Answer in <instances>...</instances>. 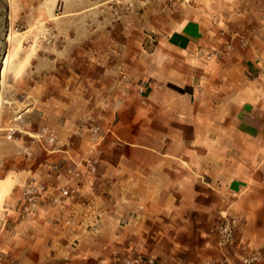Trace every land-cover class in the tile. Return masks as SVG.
<instances>
[{
    "label": "rangeland",
    "instance_id": "374dc122",
    "mask_svg": "<svg viewBox=\"0 0 264 264\" xmlns=\"http://www.w3.org/2000/svg\"><path fill=\"white\" fill-rule=\"evenodd\" d=\"M211 2L0 0V264H118L137 254L159 264L157 252L108 253L105 245L97 251L90 230L84 243L75 238L69 246L52 222L32 218L41 215L48 198L58 203L54 210L64 213L68 207L70 215L137 214L133 198L145 190L129 181L124 187L118 172L115 187L101 188L108 179L101 163L105 140L120 110L132 117L144 104L147 74L168 33L188 17L211 10ZM254 70L264 85V61ZM231 111L227 108L228 116ZM89 156L94 169L87 164ZM128 163L127 172L134 162ZM236 169L245 178L244 188L227 200L239 202L209 228L210 242L218 244L216 225L234 216L233 240L219 256L198 255L187 264H223L232 254L238 256L236 264H264V159ZM31 184L37 197L33 206L27 194ZM65 184L75 193L63 195ZM65 196L81 201L65 206ZM127 239H119V245Z\"/></svg>",
    "mask_w": 264,
    "mask_h": 264
},
{
    "label": "crops",
    "instance_id": "0c3cea01",
    "mask_svg": "<svg viewBox=\"0 0 264 264\" xmlns=\"http://www.w3.org/2000/svg\"><path fill=\"white\" fill-rule=\"evenodd\" d=\"M208 5L211 10L188 17L168 33L147 74L144 104L132 117L120 110L105 140L101 163L108 179L101 188L115 187L118 172L124 187L129 181L145 190L133 198L137 214L70 215L68 207L64 213L54 210L58 203L48 198L32 220L52 222L67 245L94 237L97 251L105 245L108 253L157 252L159 264L219 256L222 247L210 242L209 228L239 202L227 200L244 188L236 166L264 159V85L254 70L264 61V0ZM130 161L134 164L127 172ZM132 172H137L133 178ZM80 198H63L62 205H76ZM119 239L127 243L119 245ZM232 255L226 263L236 264L238 256Z\"/></svg>",
    "mask_w": 264,
    "mask_h": 264
},
{
    "label": "built area",
    "instance_id": "2783aa9c",
    "mask_svg": "<svg viewBox=\"0 0 264 264\" xmlns=\"http://www.w3.org/2000/svg\"><path fill=\"white\" fill-rule=\"evenodd\" d=\"M229 46V45H228ZM218 53V52H214ZM144 90L143 86L139 87V92L141 93ZM88 166L94 169V159L92 156L86 158ZM60 191L63 195L70 196L75 193V188L71 187L69 184H65L60 187ZM34 186L31 184L28 186L27 194L30 204L33 206L37 203V197L34 193ZM237 219L234 216H224V218L216 225L215 229L219 234L218 245L222 247L224 244L230 243L234 238V226ZM154 260V257L150 256L146 260H143L140 254H137L135 257L126 259L124 262H119L118 264H150Z\"/></svg>",
    "mask_w": 264,
    "mask_h": 264
}]
</instances>
